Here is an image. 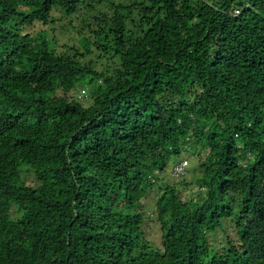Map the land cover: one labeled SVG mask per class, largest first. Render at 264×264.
Wrapping results in <instances>:
<instances>
[{"label":"trees","instance_id":"trees-1","mask_svg":"<svg viewBox=\"0 0 264 264\" xmlns=\"http://www.w3.org/2000/svg\"><path fill=\"white\" fill-rule=\"evenodd\" d=\"M0 264H264V0H0Z\"/></svg>","mask_w":264,"mask_h":264},{"label":"rangeland","instance_id":"rangeland-1","mask_svg":"<svg viewBox=\"0 0 264 264\" xmlns=\"http://www.w3.org/2000/svg\"><path fill=\"white\" fill-rule=\"evenodd\" d=\"M133 0H106V2L111 4V2L116 3H132ZM104 10L108 9V6H102ZM55 18L59 19L56 21V24L51 25V36L54 38H57L58 40V48L61 50H64L69 47V45L76 43V38L72 34V31L70 27H68L69 18H66L63 16L62 13H59L58 11L54 12ZM62 17V18H61ZM76 23V21H75ZM41 26H37V29H39ZM50 28V26H49ZM34 29H30L31 31H34ZM99 68L102 69V66L98 65ZM81 88L87 89V96L86 93H83L82 96L85 100L80 99L79 93ZM62 93V92H61ZM68 96L71 99H77L80 100L85 105H88L90 103V87L87 85L79 86L76 90H74L72 93L70 92ZM74 96V97H73ZM78 96V97H77ZM87 97V98H86ZM79 98V99H78ZM188 159L190 161V173L189 175L184 179L175 180L174 177H172V167L175 162L181 160V159ZM167 173L161 176V183H176L178 185V188L180 189V193L182 195L183 200H190L192 198H195L199 192H203L200 185L198 184V180L203 176V170L201 169L199 162L195 160L194 156L189 155L187 153H184L180 157L172 158L169 162ZM172 170V171H171ZM184 180V181H183ZM161 183H157L153 188L149 191L148 195L143 199L145 212L147 213L146 221L143 225L144 231H145V237L149 241L150 246L153 250L162 251V239H161V226L157 219V210H156V202L160 195V185ZM184 183V184H183ZM233 240L235 243L237 242V227H236V220L234 218L230 219H224L222 226L218 228L217 231L211 232L209 234V242L211 245V250L220 252L224 249H227L230 244L228 242V239Z\"/></svg>","mask_w":264,"mask_h":264},{"label":"built area","instance_id":"built-area-1","mask_svg":"<svg viewBox=\"0 0 264 264\" xmlns=\"http://www.w3.org/2000/svg\"><path fill=\"white\" fill-rule=\"evenodd\" d=\"M85 93V90H82L80 91V97H83L82 94ZM188 165V162L187 160H183L181 162H179L174 168H173V171H172V174L174 176H180V175H184L186 174V167Z\"/></svg>","mask_w":264,"mask_h":264}]
</instances>
